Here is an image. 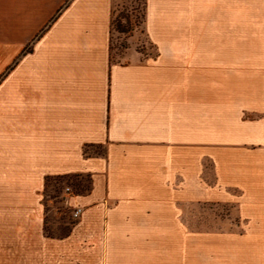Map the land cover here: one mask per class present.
Segmentation results:
<instances>
[{
  "label": "crops",
  "instance_id": "obj_1",
  "mask_svg": "<svg viewBox=\"0 0 264 264\" xmlns=\"http://www.w3.org/2000/svg\"><path fill=\"white\" fill-rule=\"evenodd\" d=\"M114 9L0 0V264H264V0H143L130 62ZM69 175L90 190L49 236ZM216 208L237 224L202 225Z\"/></svg>",
  "mask_w": 264,
  "mask_h": 264
},
{
  "label": "rangeland",
  "instance_id": "obj_2",
  "mask_svg": "<svg viewBox=\"0 0 264 264\" xmlns=\"http://www.w3.org/2000/svg\"><path fill=\"white\" fill-rule=\"evenodd\" d=\"M143 0H115L113 31L111 38L112 62H130L134 52L139 58L153 55V49L147 42L142 29ZM62 188H64L62 186ZM63 190L54 192L50 186L45 196L46 204V232L51 236L60 237L70 229V218L65 207L61 204ZM57 197V198H55ZM202 225L229 226L237 224L234 210L230 208H216L213 211L199 212Z\"/></svg>",
  "mask_w": 264,
  "mask_h": 264
},
{
  "label": "trees",
  "instance_id": "obj_3",
  "mask_svg": "<svg viewBox=\"0 0 264 264\" xmlns=\"http://www.w3.org/2000/svg\"><path fill=\"white\" fill-rule=\"evenodd\" d=\"M142 8H143V3H142ZM142 18H143V9H142ZM84 154L88 155L90 154L88 150H84ZM99 155V154H98ZM50 186L54 187V192L57 193L60 190H63L64 192L66 190H69L75 195H82L86 194L90 190L91 186V177L89 175H69V176H59V177H50L46 179L45 183V192H44V205L46 208L45 204V196L47 193V190L49 189ZM62 186L64 188H62ZM63 192V194H64ZM57 198V197H55ZM61 204L64 202V198L62 195L61 198ZM74 224V222L70 223V227ZM70 229L67 231L65 235L68 234ZM47 235L51 236L46 232ZM64 236V235H63Z\"/></svg>",
  "mask_w": 264,
  "mask_h": 264
},
{
  "label": "built area",
  "instance_id": "obj_4",
  "mask_svg": "<svg viewBox=\"0 0 264 264\" xmlns=\"http://www.w3.org/2000/svg\"><path fill=\"white\" fill-rule=\"evenodd\" d=\"M81 214V210L77 209L74 214H73V218L76 219L79 215Z\"/></svg>",
  "mask_w": 264,
  "mask_h": 264
}]
</instances>
